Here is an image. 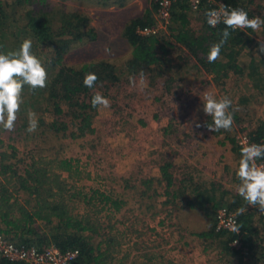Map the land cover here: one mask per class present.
<instances>
[{
	"label": "rangeland",
	"instance_id": "1",
	"mask_svg": "<svg viewBox=\"0 0 264 264\" xmlns=\"http://www.w3.org/2000/svg\"><path fill=\"white\" fill-rule=\"evenodd\" d=\"M234 2L246 9L250 14V19L254 16H259L261 19L264 17V0H234ZM225 4L230 7L233 6L231 0H228ZM178 11V14H185L188 21L187 27L194 36L198 37L204 32L203 20L205 16L203 15L206 9L203 14L189 9L183 11L177 9ZM27 12H30L35 17L47 15L53 18L50 26L52 35L56 40L62 38L71 39L73 37V35L62 36L63 14L78 15L87 19V29L82 26L79 28V32H86L90 29L91 35H87L81 41H73L70 50L64 55L63 64L73 69H80L85 64L104 60L112 63L115 71L121 72L124 69L126 60L132 56V47L123 36L124 29L130 22L142 19L146 15L151 16L152 24L159 26L160 34L158 38L169 43L174 42L170 28H174L175 24H179V21H177L178 24L173 23V16L168 25L157 23L155 8L150 0H0V52L7 53L8 51L18 50L23 40L30 39L32 41V52L41 59L44 67L45 64L49 63L53 54L48 46L35 43L36 41L29 36L26 29ZM248 29L246 34L250 41L248 40L249 42L245 44L244 49L239 52L237 59L238 62L243 63V73L249 72L248 65L251 59H255L258 62L261 56H264V54L256 52L259 42H263V26L255 31L254 35L251 33V29ZM74 33L77 34L76 31ZM105 47L111 50L110 53L104 51ZM173 54L175 62L169 60L167 64H162L159 68L160 70L155 73L158 79L157 83L160 80L161 82L163 81V84L168 81L167 84L171 88L167 87V90L170 89V92L168 93L166 90L159 88L151 89V94L143 92L145 85L144 82H140V77L135 78L136 86L134 87L130 86L129 83L125 84L124 81L116 85H108L105 97L110 101V107L103 108L101 106L97 108L96 117L94 116L92 122L95 132L90 137L83 136L82 138L80 137L81 139L79 137L78 139H71V137H68L70 130L66 133L62 131L56 133L51 129L50 125L55 120V116L52 113V107L49 104L47 106L46 103L48 97V95L46 96L48 94L46 87L38 88L35 92H32L33 89L25 85L22 92L23 104L21 105V111L18 113L15 130L7 132L0 126V141L2 142L0 152L5 151L11 154L12 150H14L16 156V158H10V160L5 161L4 164H15L19 160V172L26 169L33 158L47 157L48 159L57 158L73 161L74 168H77L81 174L74 179H69L67 173H62V177L69 185L74 187V191L81 190L83 194L93 196V200L74 198L76 210L84 212L89 220L99 227L98 232L103 238L112 234L118 236L120 246L119 248L116 247V249H118V257L122 258L121 264H139L137 260L148 263L147 257L151 258L152 254H158L159 238L161 237L158 236L160 224L155 219L148 220L140 214V208L135 207V197L129 188V186H133L131 189L137 190V185L141 188L145 181L150 182L151 185V181L147 178L152 179L155 177L150 165L155 160L154 155L156 153L154 151L156 150L147 148L146 145L138 146L133 143L129 145L127 141V138H130V140L133 138L134 131L132 128L134 127L136 116L138 115V118L143 120V122L157 121L159 115L167 118L168 122L174 120L175 128L182 132L181 134H185L187 137L184 138L187 140V138H190L188 133L191 128L187 129L185 125L190 120L203 126L207 122L206 118L211 119L199 106L200 102L204 101L205 92L208 90L209 93L217 97L224 89V86L219 87L213 82L208 84V87L203 83L199 86V81L202 79V77L200 79V68L206 71L200 63L201 59L205 58L207 60V56L203 52L193 55L179 46ZM260 71L264 78V70L260 69ZM47 73L48 84L54 72L47 70ZM164 73H170L171 79H162ZM144 77L146 78V76ZM187 77H191V81ZM241 78L243 79L239 81V88L233 98H239L240 100H245V102L241 104V107L238 105L239 108H233L237 112L238 123H233L231 130L225 131L221 129L224 131L222 134L224 139L232 138L233 133L235 132L236 134L240 131V126L243 124L257 130L258 125L264 122V91L257 90L260 93L256 91L250 93L249 91L251 90L247 89L249 81L244 77ZM123 79L124 75L121 77V80ZM144 81L148 83L147 80ZM261 83L259 84L261 85ZM195 85L198 90L192 91ZM202 86L205 88L204 90H201L203 89ZM97 91L102 93L101 90ZM242 94L243 96H241ZM232 95L226 96L233 100ZM173 102H178L176 111H166V109L157 108L159 104H171ZM125 109L128 110V113H124L127 119L121 117ZM62 110L65 114L63 115L64 117L60 116L57 119L73 127L71 114L65 106H62ZM29 111L35 112L38 120V127L34 133L26 131ZM92 115L94 114L92 113ZM168 122L165 121L166 125ZM74 123H78V121H74ZM149 123L145 127L140 128V132L142 133L143 131V136H146V138L155 136V141H157L160 138L178 137L174 136V133H170L171 136L168 137L160 136V134L155 135V132L153 133V125ZM236 123L238 128L235 126ZM173 124L171 123L172 126ZM202 126L199 128L195 126L194 128L200 131ZM135 145L138 147V151L132 148ZM163 146L165 145L161 147L157 145V150H161V155L167 157L168 149H162ZM128 148L135 152H144V164L140 160H134L132 157L128 158ZM195 163L196 161H192L190 167ZM115 190L118 193H122L123 198L127 202V205L122 207L119 212H117L116 206L112 204L113 201H117L110 199V197L114 198ZM158 190L161 192L163 189L158 187ZM99 194L107 197L109 199L108 203H100L99 198H97ZM20 197L27 199L26 194L21 192ZM220 207L212 212L211 219H214L215 213ZM247 208L248 206H242L241 209H244L243 212L255 213ZM165 211L167 213L168 210ZM166 213L162 214L163 219H165L160 226L161 230L163 227L164 229H169L170 227L175 229L178 222L177 217L173 213L170 215H166ZM257 217L255 219L258 222L259 219ZM136 219L139 220L137 224L144 220L143 224L145 227H141L136 233H134L135 231H127L126 228H129V226H132V230H135ZM150 229L153 231H150ZM47 231L48 229L39 223L36 228L37 235L26 237V241L31 240L28 241V244L25 242L19 243L20 239L18 238L21 235L13 236L12 232L8 234L0 233V236L6 241L19 246L35 248L39 251L54 249L61 252L55 247L52 237ZM131 233H134V237H131ZM139 234L140 237L137 238L136 236H139ZM263 235L264 230L253 237L256 244L254 251L256 252H253L254 256L249 260L248 264L255 263V260L259 261V247L262 244L261 237ZM180 251H183L180 245L178 246L177 243L172 242L166 247L165 253L162 254L163 257L165 256V260H162V256L159 260L158 256L155 255L157 257L151 264H184L178 256ZM173 254H176V257H173ZM241 261L243 260L241 259Z\"/></svg>",
	"mask_w": 264,
	"mask_h": 264
},
{
	"label": "trees",
	"instance_id": "2",
	"mask_svg": "<svg viewBox=\"0 0 264 264\" xmlns=\"http://www.w3.org/2000/svg\"><path fill=\"white\" fill-rule=\"evenodd\" d=\"M227 1L225 0V2ZM231 2L233 3L232 7L243 8L241 5L236 4L234 0H231ZM177 9L181 11L191 10L185 0L178 1L173 6V23L179 21V24L177 23L178 25L175 24L174 28H170L172 39L193 55L203 52L207 56L210 45L219 42L221 39V33L225 25L221 22L215 28H210L204 15V32L197 37L188 29L185 14H178ZM200 10L204 11L205 8ZM248 15L250 16L249 13ZM26 16V29L29 36L32 37L31 39L42 46H48L53 54L49 63L45 64L48 71L54 72L46 86L48 92L46 103L47 106L49 104L52 107V113L55 116V120L50 125L51 129L56 133L61 131L66 133L70 130L68 137H71V139L90 134L93 131L92 113L95 115L97 111V108L91 106V97L97 90H101L104 96L103 87L108 83L116 85L119 81L114 66L104 60L85 64L80 69L68 68L63 64L64 55L70 50L71 43L75 40L81 41L87 35H91L90 29L86 32H79V28L82 26L87 29L86 18L63 14L62 36L73 35V37L71 39L56 40L52 35L50 26L53 18L47 15L35 17L30 12H27ZM151 24V16L146 15L142 19L130 22L124 29L123 36L132 47L131 59L125 64L126 70L131 76L150 66L160 68L162 63L159 64L161 59H158L156 49L159 48L167 53L166 46H172L171 43L161 38H143L136 34L137 27ZM262 26L264 29V25ZM228 31L230 36L221 49L220 58L214 63H209L205 58L200 60L203 68L214 75L215 81H221L226 77V73L230 71L237 74L243 73V63L238 62L237 59L239 52L244 49L243 47L250 39L246 34L247 32L232 29H228ZM248 69V78L254 82L259 91H264V82H262L264 78L260 71V69L264 70V56H261L258 62L251 59ZM89 72L95 73L98 77L94 88H87L83 84L84 76ZM37 89H33L32 92ZM62 106H65L71 114L73 127L57 119V117L65 115ZM74 121H78V123H74ZM252 135L254 141L264 138V126L259 127ZM10 158H16L14 150L11 154L5 151L0 152V233L8 234L12 232L13 236L21 235L18 238L20 239L19 243L25 242L28 244V241L31 240L26 241V237L37 235L36 228L41 223L48 229L47 232L51 235L53 244L59 251L64 253L76 250L78 252L73 264H121L122 258L118 257L119 253L116 249L120 246L118 236L112 234L103 238L98 232L99 227L93 224L84 212L76 210L74 198L93 200V196L83 194L81 190L74 191V187L69 185L62 177V173H67L69 179H74L81 174L77 168H74L75 165L72 160L48 159L47 157L33 158L27 168L19 172V160L15 164H4ZM163 179L170 185L172 177L165 170H163ZM20 192L26 194L27 199L21 198ZM97 198H99L100 203H108L109 201L107 197L100 194ZM112 204L118 206L117 202L113 201ZM252 218L253 215L250 212L240 213L238 214L239 232L237 235L225 231H216V234L228 237L227 244L233 239L239 238L242 244L248 247L251 252H256L254 251L256 244L252 237L257 232H254ZM259 248V261L255 260L253 264H258V262L261 264L260 260L264 258V255H262L264 248H261V245ZM0 264L17 263H9L4 259H0Z\"/></svg>",
	"mask_w": 264,
	"mask_h": 264
},
{
	"label": "crops",
	"instance_id": "3",
	"mask_svg": "<svg viewBox=\"0 0 264 264\" xmlns=\"http://www.w3.org/2000/svg\"><path fill=\"white\" fill-rule=\"evenodd\" d=\"M197 12L199 14H203L204 11L199 10ZM254 32L255 31L251 29V33H253V35L256 33ZM262 41L264 42V38H262ZM171 44L172 46H166L167 53H164L159 48L156 49L158 59H161L159 64H167L169 60L175 62L173 53L174 51L176 52V48L179 47L180 44L176 42H172ZM130 59L126 60V62ZM158 70H160L159 67L150 66L139 73H132V77L137 79L140 77L141 72H143L144 76H146L145 80H147L148 83L144 81L145 87L143 92L151 94V89L159 88L164 89L169 93L170 89L167 90V87H171L168 86V81L165 82V84H163V81L161 82V80L157 83L158 79L156 78L155 73ZM115 73H117L119 78V81L116 84L123 81L125 84L129 83V77L131 74L127 72L126 65L121 72L115 71ZM199 73L200 79L202 77L199 81V86L203 83L208 87V84H212L211 82L219 87L224 86V89L220 95L217 96V98L233 94L231 96L233 99L231 100L232 106L229 111L233 113V123H238L237 112H235L233 108L235 107L237 109V107H241V104H243L245 100H240L239 98L235 99L233 96L239 88V81L243 79L241 77H244L249 81L247 89L251 90L249 91L250 93H253L254 91L257 92L258 90L255 87L254 82L248 78L249 72L247 71L246 73L237 74L230 71L226 73V77H224L221 81H215L212 73L204 71L201 68ZM123 75L124 79L121 80ZM190 78L191 77H187V79L191 81ZM162 79H171L170 73H164V77ZM108 85L111 84L108 83L104 86V96L107 94L106 89ZM202 88L203 89L201 90L205 89L203 86ZM183 90L185 91V89ZM194 90H198L196 85L193 86L192 91ZM241 96H243V94ZM203 103L204 101L202 100L199 105L201 110L203 109ZM176 105H178V102H173L171 104H159L157 108L162 110L166 109V111H176ZM127 111L128 110L125 109L122 113L121 117L123 119H127V116L124 115V113H128ZM94 116L96 117V115H93V120ZM161 117L162 116L159 115V117H157V121L150 120L148 122H143V120L139 119L137 115L134 127L132 128L134 131L133 138H131V140L130 138H127L129 145L132 143L137 144L138 146L146 145L147 148L156 150L154 151L156 153V155H154L155 160L152 161L150 165L155 177L152 179L147 178L151 181V185L150 182L145 181L142 186L143 188H140L139 185H137V190H132L131 188L133 186H129L131 193H133V196L135 197V207L140 208V214L148 220L153 218L160 224L158 227V236H161L159 238V252L158 254H152L151 258L147 257V262L151 264L157 256L159 260L161 259V256L162 260H165V256L163 257L162 254L165 253V249L169 244L175 242L183 249L182 252L180 251L179 254H177L184 264H246L247 262L241 261L240 257L230 250L229 243L227 244L228 237L226 238L224 235L216 234V231L214 230V219L210 218V216L212 217V212L220 206L231 208L232 211L237 214L238 210H240L242 206H248L247 209H251L255 212L252 214L254 232H257L255 235L264 230V215L259 214L257 208L247 205V202L243 200V198L240 197L236 191V188L240 183L236 175L239 166L240 150L235 145V132L233 133L232 138L224 139V136L222 135L224 131H209L204 126L206 122L202 126V129L197 131V129L194 128V122L190 120V122L185 125L187 129L191 128V131L188 133L190 138H187L186 140L185 138L187 136H185V134H181L182 132L175 128V125L173 124L174 120H170L168 122L167 118ZM205 120L207 123H211V119L209 120V118H206ZM165 121L168 122L167 125ZM148 123L153 125V133L155 132V135L160 134V136L168 137L171 136L170 133H174V136L178 137H169L167 139L160 138L157 141H155V136H152L153 138H146V136H143L144 132H140V128L145 127ZM237 123L235 126L238 128ZM260 124L258 125V128L262 125L264 126V122H261ZM92 130L93 131L90 134H86L84 137H90L94 134L95 131L93 126ZM81 138L79 137V139ZM157 145H159V147L165 145L162 149H168L167 157L161 155V150H157ZM132 148L135 151H138V147L136 145L132 146ZM135 151L128 148L127 157H132L134 160H140L142 164H144V152ZM192 161H196V163L190 167V163ZM163 170L167 171V174L172 177L170 185L163 179ZM158 187L163 190L159 192ZM110 199L117 201V212L121 211L122 207L127 205L126 200L123 198V194L116 192V190L114 191V198L110 197ZM165 210H168L167 213ZM164 213H166V215L173 213L174 216L177 217L178 222L175 229L171 227L169 229H164L163 227L161 230L160 226L165 219H163L162 215ZM256 217L259 219L258 222L255 219ZM138 222L139 220L136 219V224L134 225L135 230H132V226H129L126 230L135 231L134 233H136L141 227H145L143 224L144 220L137 224ZM150 231L153 230L150 229ZM134 233H131V237H134ZM136 237H140V234ZM167 257L168 256L166 254V258ZM173 257H176V254H173ZM137 262H139V264H148L140 260H137Z\"/></svg>",
	"mask_w": 264,
	"mask_h": 264
},
{
	"label": "clouds",
	"instance_id": "4",
	"mask_svg": "<svg viewBox=\"0 0 264 264\" xmlns=\"http://www.w3.org/2000/svg\"><path fill=\"white\" fill-rule=\"evenodd\" d=\"M207 23L210 27H216L219 23L225 25L221 33V39L217 43L210 45L207 60L214 63L220 58L223 45L227 42L230 32L228 29L250 28L257 31L264 25V19L259 16L249 18L248 12L243 8H229L221 4L219 9L205 11ZM104 51L110 53V49L105 47ZM256 52L264 54V42H259ZM48 73L39 59L32 52V41L25 39L20 44L18 50L0 52V126L7 131L15 130V124L18 119V113L23 104L22 92L25 85L31 89L45 88L47 86ZM98 77L95 73H86L83 84L87 88H94ZM145 80L143 72L140 73V82ZM130 86H136V79L129 77ZM203 111L211 117V123H205V127L212 132H219L221 129L228 131L234 122L233 113L229 111L232 101L223 96L217 98L209 92L204 94ZM91 106L93 108H109L110 101L95 91L91 97ZM197 128L202 125L194 122ZM38 127L36 113L28 112L29 133H34ZM259 159H264V144H247L240 150V159L238 171L236 173L240 183L236 191L237 194L251 205L258 209L259 214H264V163H257ZM244 209L238 210V214ZM232 231L239 232V228L232 223Z\"/></svg>",
	"mask_w": 264,
	"mask_h": 264
},
{
	"label": "built area",
	"instance_id": "5",
	"mask_svg": "<svg viewBox=\"0 0 264 264\" xmlns=\"http://www.w3.org/2000/svg\"><path fill=\"white\" fill-rule=\"evenodd\" d=\"M155 8L156 22L163 25H168L170 23L173 6L181 0H150ZM191 11H198L201 8L207 10L219 9L220 5H226L225 0H185ZM227 6V5H226ZM229 8H234L230 7ZM246 11V10H245ZM207 22V20H206ZM209 26V24L207 23ZM210 27V26H209ZM215 28V27H210ZM247 28L236 29L242 32H247ZM159 26L152 24L149 26L137 27L136 34L140 37H158L160 34ZM240 131L235 135V145L239 150L242 146L247 144H264V138L254 141V136L252 133L255 131L254 128H250L243 124L240 126ZM257 163H264V159H259ZM238 227V214L232 211L226 206L220 207L214 216L215 231H225L230 234L237 235L238 232L231 230L232 223ZM262 239V248H264V235ZM229 246L231 250L238 255L244 262H249V260L254 256L251 250L244 246L241 239L235 238L230 243ZM78 255L77 251H67L64 253L58 252L54 249H45L42 251L36 250L35 248H28L25 246H19L6 241L2 236H0V258L6 260L9 263L17 264H73ZM263 255V253H262ZM246 263V264H247ZM260 263L264 264V258H261Z\"/></svg>",
	"mask_w": 264,
	"mask_h": 264
}]
</instances>
